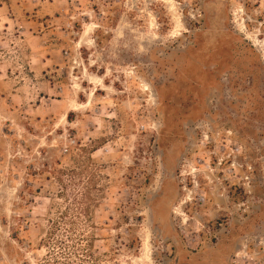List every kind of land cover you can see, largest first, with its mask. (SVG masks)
Instances as JSON below:
<instances>
[{
  "label": "rangeland",
  "instance_id": "1",
  "mask_svg": "<svg viewBox=\"0 0 264 264\" xmlns=\"http://www.w3.org/2000/svg\"><path fill=\"white\" fill-rule=\"evenodd\" d=\"M0 264H264V0H0Z\"/></svg>",
  "mask_w": 264,
  "mask_h": 264
}]
</instances>
